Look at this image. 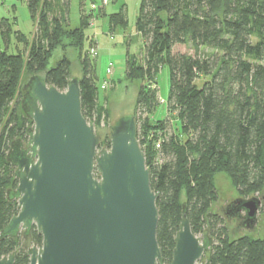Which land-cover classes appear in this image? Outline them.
Segmentation results:
<instances>
[{
  "label": "trees",
  "instance_id": "16d2710c",
  "mask_svg": "<svg viewBox=\"0 0 264 264\" xmlns=\"http://www.w3.org/2000/svg\"><path fill=\"white\" fill-rule=\"evenodd\" d=\"M24 1L30 17L35 18L41 0ZM109 20L115 26L125 25V11L111 14ZM38 24L39 33L25 63L27 76L40 75L46 85L64 91L70 77L69 61L63 58L55 67L47 68L62 28L54 23L50 29L44 14ZM86 25L75 30L79 40ZM136 30L144 44L145 66L127 65L126 78L151 81L162 66L169 69L166 116L152 123L142 120L141 115L159 104L157 90L151 87L138 97L140 117L136 120L132 113L150 187L157 195L156 240L163 264L171 262L183 204L192 233L213 239L203 258L207 264H264V235L254 238L247 233L231 234L222 216L213 211L219 197L214 184L217 174H224L241 198L264 191V0H142ZM9 36L10 28L2 20L0 232L18 213L16 201L7 198L17 181L6 154L10 143L24 141L33 127L20 109V101L9 110L23 70L22 56L8 52ZM175 45L186 46L193 54H172ZM81 67V112L95 126L97 87L90 75L93 66L84 58ZM200 78L206 80L198 87L195 82ZM106 115L109 124V110ZM101 146L109 147L106 134ZM259 214L262 223L258 225L264 234V203ZM28 236L30 239L24 242L21 236L0 239V259L15 251L13 264H28V246L32 243L39 247L42 241L34 227Z\"/></svg>",
  "mask_w": 264,
  "mask_h": 264
},
{
  "label": "water",
  "instance_id": "95a60500",
  "mask_svg": "<svg viewBox=\"0 0 264 264\" xmlns=\"http://www.w3.org/2000/svg\"><path fill=\"white\" fill-rule=\"evenodd\" d=\"M20 109L33 124L27 142L10 143L6 162L17 186L8 191L18 213L0 239L28 236V264H163L156 240L157 195L140 148L132 114H112L106 130H96L81 112L76 78L65 91L32 75L21 88ZM109 147L101 146L105 134ZM264 196L237 197L221 211L236 230L255 231ZM170 264H205L213 244L191 231L182 206ZM16 252L0 259L13 264Z\"/></svg>",
  "mask_w": 264,
  "mask_h": 264
},
{
  "label": "rangeland",
  "instance_id": "374dc122",
  "mask_svg": "<svg viewBox=\"0 0 264 264\" xmlns=\"http://www.w3.org/2000/svg\"><path fill=\"white\" fill-rule=\"evenodd\" d=\"M92 2L98 7L96 10L90 9ZM141 2L142 0H107V5L100 7L101 0H41L38 14L35 18H31L24 0H0V22L5 20L10 28L7 42L8 52L20 54L23 61L18 93L9 105V110L19 104L22 96L21 88L29 80L25 63L30 45L39 33L38 22L41 15L44 14L46 24L50 29L54 27V23H58L63 31L55 49L49 56L47 68L55 67L60 60L65 58L70 63V77L81 79L82 60L86 58L93 66L90 75L94 78V84L97 87L96 115L93 117L94 127L97 130H106L107 110L111 115L133 113L137 120L140 117L136 110L137 100L141 92L149 90L148 87L154 91L157 90V103L159 104L151 112L141 115L142 120H147L149 123H152L153 120H162L166 116L165 103L170 86L167 65L162 66L151 81L126 78L127 65L132 68H144L145 66L144 44L136 30V20ZM121 9L125 11L126 24L115 26L110 22L109 16ZM86 22V28L83 29L85 39L82 35V39L79 40L75 30L82 29ZM92 48L96 52L95 56L89 53ZM176 53L192 55L193 51L186 46L175 45L172 47V54ZM109 64L112 65L110 82L102 90L100 86L106 77V68ZM205 80L200 78L195 83L201 87ZM173 125L176 128L174 122ZM26 140L27 138L24 141ZM214 184L219 197L213 206V211L221 215L223 208L237 198L238 194L224 174H217L214 177ZM260 196H264V191L262 195H256V197ZM259 215L258 213V224H261ZM222 218L231 234L243 235L247 233L245 230L237 231L234 220L228 221L223 216ZM261 230L262 228L258 227L255 231L248 232L247 235L262 238L264 234ZM202 236L201 234L197 237L202 238ZM20 240L24 242L21 237ZM32 246L31 243L28 247ZM205 264L207 263L205 262Z\"/></svg>",
  "mask_w": 264,
  "mask_h": 264
},
{
  "label": "built area",
  "instance_id": "2783aa9c",
  "mask_svg": "<svg viewBox=\"0 0 264 264\" xmlns=\"http://www.w3.org/2000/svg\"><path fill=\"white\" fill-rule=\"evenodd\" d=\"M106 5H107V0H101V6L100 7L106 6ZM97 8L98 7H96V5L92 2L91 5H90V9L91 10H96ZM89 53L92 56H95L96 55V52L94 51L93 48L89 50ZM111 66L112 65L109 64L108 67L106 68V77L103 80L102 85L100 86V89H102V90H104L107 87V85L109 84V82H110Z\"/></svg>",
  "mask_w": 264,
  "mask_h": 264
},
{
  "label": "flooded vegetation",
  "instance_id": "af4514ba",
  "mask_svg": "<svg viewBox=\"0 0 264 264\" xmlns=\"http://www.w3.org/2000/svg\"><path fill=\"white\" fill-rule=\"evenodd\" d=\"M25 142H27V141H22V143H25ZM21 238H22V240H24V239H26V238H27V239H28V238L30 239L29 236H23V235H21Z\"/></svg>",
  "mask_w": 264,
  "mask_h": 264
}]
</instances>
